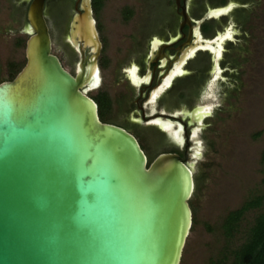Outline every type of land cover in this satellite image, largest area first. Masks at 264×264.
I'll return each mask as SVG.
<instances>
[{
    "label": "water",
    "instance_id": "1",
    "mask_svg": "<svg viewBox=\"0 0 264 264\" xmlns=\"http://www.w3.org/2000/svg\"><path fill=\"white\" fill-rule=\"evenodd\" d=\"M20 1L24 62L0 81V264H179L192 223L194 164L202 156L198 131L212 108L198 115L196 87L179 66L195 49L212 53L211 87L232 24L229 34L200 41L184 0H174L178 34L149 41L134 100L142 119L179 120L183 126L159 117L143 123L167 131L179 147L184 132L185 145L183 156L158 152L147 163L136 138L101 121L88 95L100 83L101 48L90 0H74L67 19L63 40L76 55L71 70L52 51L45 0ZM236 5L209 8L202 18Z\"/></svg>",
    "mask_w": 264,
    "mask_h": 264
},
{
    "label": "rangeland",
    "instance_id": "2",
    "mask_svg": "<svg viewBox=\"0 0 264 264\" xmlns=\"http://www.w3.org/2000/svg\"><path fill=\"white\" fill-rule=\"evenodd\" d=\"M53 4L58 3L55 0L52 5L47 4L44 13L52 48L71 68L76 57L62 40L71 4L69 0L61 2L64 7L62 11L59 8L57 24L53 22L52 14L56 10ZM102 4L98 21L105 38L102 55L108 63L102 68L101 85L114 94L116 88L112 90L111 84L115 62L128 47L126 35L139 23L143 5L137 0H102ZM125 5L132 8L133 14L123 20L120 10ZM24 6L19 0H0V76L6 74L7 61L24 59L23 46L16 43L26 38L19 31L18 19V11ZM244 9L247 20L233 26L238 39L235 60L224 79L225 85H217L216 108L207 121L208 143L194 164L198 180L197 190L190 199L194 222L179 264H208V259L218 257L223 248L227 252L235 248L242 242L254 216L264 209V162L260 160L264 147V0H246ZM102 63L105 65L104 59ZM95 92L96 89L89 91ZM144 144L149 150V144L146 141ZM257 195L263 196L260 205L245 210L236 231L225 238L221 222L226 212Z\"/></svg>",
    "mask_w": 264,
    "mask_h": 264
},
{
    "label": "flooded vegetation",
    "instance_id": "3",
    "mask_svg": "<svg viewBox=\"0 0 264 264\" xmlns=\"http://www.w3.org/2000/svg\"><path fill=\"white\" fill-rule=\"evenodd\" d=\"M54 1L50 2L49 0H45V6H47V4L52 5V2ZM61 1L62 0H56L58 4H53L54 9H58L59 11V8L61 9V7L64 6V4H61ZM137 1L143 5L140 16L141 18L136 28L126 35L128 47L123 53V56L119 59H116V70H114L113 81L111 84L112 90L113 88H116L114 94H111V92H109L101 85L102 68H104L108 63V59H106V57L102 55V52L104 50L105 38L102 36L100 24L98 21V12L103 5L102 0H99L100 4H98V7L95 10L93 9V4H90L92 16L95 20L97 35L101 43V48L99 56L97 58L100 83L98 87L95 88L96 92L94 94H90L88 91V95H90V97L96 96L98 94H101V96H105L107 103L102 108V117L104 119L103 122L112 123L127 130L136 138L143 152V146H145L144 142L146 141L149 146L151 144H154L158 146V148L163 150L160 152H174L179 156H183L182 153L185 145L184 132V141L179 147L169 136L170 133L168 134L167 131H160L154 124L146 125L143 123V121L152 119L154 117H159L161 120L167 118L169 120L176 121L181 125L182 123L176 118L164 115H154L146 119H142L140 109L137 107L134 100L139 95V87L146 73V61L149 54V41L151 39H156L161 42H166L175 37L178 34V24L181 21V14L175 12L174 0ZM229 1H232L238 5L232 7L226 14L220 15L216 18H202L207 9L225 5ZM69 2L71 5L68 18L74 11V0H69ZM20 3L25 4L26 8L25 1H20ZM244 4H246V0L183 1L184 12L191 24L196 38L200 41L211 39L217 32L224 33L227 30V26L229 23L232 24V29H234L233 26L236 25V23H244L248 18V14L244 9ZM120 14L122 19L126 20L133 14L132 8L125 5L120 10ZM226 34H229V31H226ZM231 36L232 39H224L221 44L222 50L220 58L218 59L219 71L216 72L218 74L216 75L211 87L210 85H207V82L213 75L211 62L212 53L203 49H195L192 55H188L186 58H184V61L181 60L180 62V70L183 71V73L193 81L196 87L197 108L212 106L210 114L202 118L201 123L203 124V127L198 131V138L200 139L202 145L201 151H203L204 147L208 143L205 138L206 134L210 130L208 127L209 122L207 121L216 108V103L214 102H216V99L218 98L217 96L219 95L217 85L220 83L225 85L224 79L228 76V72L232 68L235 60V46L237 45L236 41L238 39H236L235 33H233ZM63 43L66 44L65 42ZM67 48L69 49L70 53L76 57L75 53L68 47V45ZM213 48H215V46ZM52 51L59 58L63 66L68 68V70L72 69L63 63L62 59L55 53L53 48ZM102 59H104L105 65H103ZM98 111L99 109L97 106V114L98 118L100 119ZM137 118L140 121H136L135 119ZM174 129L175 124L172 125V127L169 128L168 131L171 132Z\"/></svg>",
    "mask_w": 264,
    "mask_h": 264
},
{
    "label": "trees",
    "instance_id": "4",
    "mask_svg": "<svg viewBox=\"0 0 264 264\" xmlns=\"http://www.w3.org/2000/svg\"><path fill=\"white\" fill-rule=\"evenodd\" d=\"M61 2H64V0H62ZM91 4H93L92 6H93V9L95 10L98 7V4H100V2L99 0H91ZM63 7L64 6L61 7V11ZM20 10L18 11V15H19L18 19H19V26H22L23 23L25 22L24 20L25 6L23 7V9H20ZM59 11L56 9L54 11V14H52L54 18L53 19L54 24L60 23L59 22V15H60ZM16 41L18 45L23 46L24 41H22L21 39H18ZM23 62L24 60L20 62L19 61L17 62L7 61L6 62V74L4 76H0V81L5 80V79L10 80L15 75V73L20 69V67L23 65ZM91 98L97 103V106L99 109L98 113H99L100 120L104 121L102 117L103 115L102 108L107 103L105 96L104 95L101 96V94H98L96 96H92ZM143 147H144V152L146 154L147 163L153 158L155 154H157L160 151H163L162 149L158 148V146L154 144L150 145L149 150L146 149L145 146ZM260 160L264 162V147L260 153ZM197 187H198V180H197L196 175H194V190H193L191 197L195 194ZM262 198H263L262 195H257L251 198L250 200L245 201L238 208L229 210L226 212L221 222V229H222V233L225 236V238L231 237L233 233L236 231L238 222L240 218L242 217V214L244 213V211L249 208L259 206ZM190 199H189V206L191 208L192 215H193L194 208L191 205ZM193 222L194 220L192 216V223ZM228 256H230L229 259H228ZM208 264H264V209L258 212L254 216L251 225L246 230V233H245V236L242 242H240L235 248L228 250V252L225 248H223V250L220 251L218 257L216 256L215 258L208 259Z\"/></svg>",
    "mask_w": 264,
    "mask_h": 264
},
{
    "label": "bare ground",
    "instance_id": "5",
    "mask_svg": "<svg viewBox=\"0 0 264 264\" xmlns=\"http://www.w3.org/2000/svg\"><path fill=\"white\" fill-rule=\"evenodd\" d=\"M220 43H221V42H220ZM220 43H219V44H220ZM219 44H218V45H219ZM212 49H213V51H216V48H213V47H212ZM217 74H218V73H216L215 76H216ZM211 86H212V85H211ZM207 107H208V106H206V107H202V108H200V110L198 109V111H199V112H198V115H203L204 112L207 111V110L209 109L210 106H209L208 108H207ZM202 109H203V110L206 109V110L203 111Z\"/></svg>",
    "mask_w": 264,
    "mask_h": 264
}]
</instances>
